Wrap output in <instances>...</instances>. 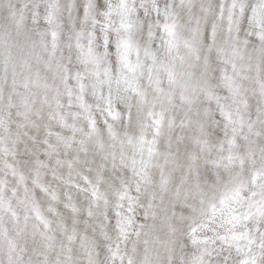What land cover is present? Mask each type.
<instances>
[{
  "label": "clouds",
  "instance_id": "obj_1",
  "mask_svg": "<svg viewBox=\"0 0 264 264\" xmlns=\"http://www.w3.org/2000/svg\"><path fill=\"white\" fill-rule=\"evenodd\" d=\"M0 264H264V0H0Z\"/></svg>",
  "mask_w": 264,
  "mask_h": 264
}]
</instances>
